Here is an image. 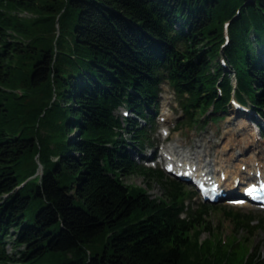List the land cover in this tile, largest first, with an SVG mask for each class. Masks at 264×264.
Segmentation results:
<instances>
[{
  "label": "trees",
  "instance_id": "trees-1",
  "mask_svg": "<svg viewBox=\"0 0 264 264\" xmlns=\"http://www.w3.org/2000/svg\"><path fill=\"white\" fill-rule=\"evenodd\" d=\"M263 56L264 0H0V264H264L127 151L152 143L164 82L184 122L232 93L264 119Z\"/></svg>",
  "mask_w": 264,
  "mask_h": 264
},
{
  "label": "rangeland",
  "instance_id": "rangeland-1",
  "mask_svg": "<svg viewBox=\"0 0 264 264\" xmlns=\"http://www.w3.org/2000/svg\"><path fill=\"white\" fill-rule=\"evenodd\" d=\"M18 15H27L25 12H19ZM259 47L256 46V49ZM264 58V56H263ZM14 90L21 94L23 89L21 87H15ZM234 94V93H233ZM235 96V94H234ZM174 94L172 93L171 88L168 86L166 82L160 84V90L157 96V107H156V120L152 123L153 130L151 131L150 138L154 143V151L160 152L161 149L166 145L174 144L177 140L180 141L183 145L181 149H187L190 152H193L196 148V145L203 142V140L211 139L212 143L215 145H220L221 142L224 141V136L222 134L223 127L227 124L228 116L231 115V121L239 122L244 121L247 124V128L250 133H253V139L264 146V122L260 117L261 132L258 131V126L248 119L249 113L238 106L226 104L225 109L223 111L211 112V107H205V110H197L195 113V120L191 122H184L185 115H183L180 111V108L174 102ZM246 102V101H245ZM248 106V103H244ZM119 108V112L121 113V109ZM168 113V118L162 115V112ZM211 116H217L216 119L212 120ZM163 117V119H162ZM165 117V118H164ZM161 118V119H160ZM165 130V134L162 132ZM70 135L75 133V130L72 129ZM165 136V137H164ZM214 145V146H215ZM252 146L244 151L245 155H248L254 151L256 148ZM127 151L131 154L132 158L135 161H138V154H148L150 148H144L142 150H138L135 146H128ZM264 152V149H263ZM155 166L161 167L156 164ZM165 175V178L172 177L170 174L162 171ZM163 177V176H162ZM122 179L125 183L137 184L143 188H145L147 194L150 196H158L162 194V186L158 179L152 176H144L142 173L133 172L127 175L122 176ZM176 179V178H175ZM183 187L187 189L188 195L185 196V204L190 209L197 208L199 206V202L201 201L193 192V187L189 185V183L180 180ZM216 206V210L211 208L207 211L205 218L209 221L210 227L215 232L213 235H217L221 241L231 238H234L233 241H236L238 238L242 239V237L248 238L247 243H243L246 245V250L250 248H254L255 253L258 255L260 259H264V210L257 209L250 204L232 206L228 205L224 201H217L214 203ZM213 205V204H211ZM222 206H230L232 209L238 210L240 213H246L247 218H252L248 221V229L245 226H237L235 225L228 217L220 214L217 211ZM246 218V219H247ZM258 225L256 228L255 226ZM208 235H212L206 230H203L199 236L198 241L207 237ZM10 238L9 236H5L4 239L6 243L4 244V248L8 252H12L13 249L10 246ZM212 238V237H211Z\"/></svg>",
  "mask_w": 264,
  "mask_h": 264
},
{
  "label": "bare ground",
  "instance_id": "bare-ground-1",
  "mask_svg": "<svg viewBox=\"0 0 264 264\" xmlns=\"http://www.w3.org/2000/svg\"><path fill=\"white\" fill-rule=\"evenodd\" d=\"M162 115L168 118V113L163 111ZM230 118H232L231 115L228 116L227 124L223 127L224 141L220 145L213 144L211 139L203 140L196 145L193 152H190L187 149H181L183 145L177 140L174 144L161 148L159 153L171 159L177 157V160L183 162L190 158L199 170L214 172L216 175L221 173L222 177L218 185L223 190L234 189L235 176L240 178L250 176L254 169L264 172V146L253 139V133H250L244 121L235 123ZM252 146L256 148V151L252 152V150L250 154L245 155L244 151ZM241 164L245 165L244 171L240 169Z\"/></svg>",
  "mask_w": 264,
  "mask_h": 264
}]
</instances>
